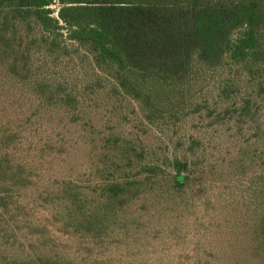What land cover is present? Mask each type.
Wrapping results in <instances>:
<instances>
[{
  "label": "trees",
  "instance_id": "obj_1",
  "mask_svg": "<svg viewBox=\"0 0 264 264\" xmlns=\"http://www.w3.org/2000/svg\"><path fill=\"white\" fill-rule=\"evenodd\" d=\"M263 105L264 0H0V264H264V152L185 130Z\"/></svg>",
  "mask_w": 264,
  "mask_h": 264
},
{
  "label": "rangeland",
  "instance_id": "obj_2",
  "mask_svg": "<svg viewBox=\"0 0 264 264\" xmlns=\"http://www.w3.org/2000/svg\"><path fill=\"white\" fill-rule=\"evenodd\" d=\"M79 59H76L75 62H78ZM68 67L70 69H65L66 74H70V70L74 67L73 64H68ZM205 77H209V73L205 75ZM210 80H212V77H209ZM209 96L207 99L213 104V102L216 100L217 91L212 90L209 91ZM243 94H246V91H243ZM261 102V101H260ZM127 109V112L131 114V120L124 121L125 122V130L128 134H132L134 132H137V129L134 127L135 125H138L140 122H144V118L142 113L140 112V108L138 105L135 106V109L137 111V114L133 115L132 110L133 108L129 107ZM106 112H102V115L105 116ZM224 112L220 111L219 115H214V117H211V119H199L195 118L193 121L189 123V126L186 127V131L193 137L199 138L204 141L208 148L209 152V158L210 160H215L224 158V155H226L229 150L232 148V152L235 155L236 162L239 163L240 166L243 168V171L249 172L248 175L241 176L242 184L240 185L242 190V194H246V188L250 185H252V179L254 178V174L258 172L256 170V167L254 165L253 156L250 154L251 150H253L251 147L255 146V151L258 153L264 152V143L260 142L259 139L256 137L257 132L255 133V128L257 126H263L264 127V105L261 108V112L259 113V123L258 125L249 124L247 123L245 126H238L236 123H231L232 119H229V117L223 116ZM148 139L150 140H158L159 135L158 133L152 131L150 132L148 129H146ZM140 134H143L142 131ZM229 144V146L227 145ZM232 143H234L233 146ZM229 148V149H228ZM260 151H259V149ZM228 151L226 152V150ZM247 150V151H246ZM245 152L246 156H243L240 152ZM216 159V160H217Z\"/></svg>",
  "mask_w": 264,
  "mask_h": 264
}]
</instances>
